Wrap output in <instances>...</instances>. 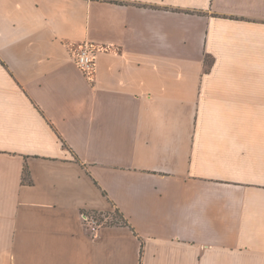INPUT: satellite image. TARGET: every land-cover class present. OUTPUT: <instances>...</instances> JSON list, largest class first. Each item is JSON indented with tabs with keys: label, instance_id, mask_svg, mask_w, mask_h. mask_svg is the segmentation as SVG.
<instances>
[{
	"label": "crops",
	"instance_id": "1",
	"mask_svg": "<svg viewBox=\"0 0 264 264\" xmlns=\"http://www.w3.org/2000/svg\"><path fill=\"white\" fill-rule=\"evenodd\" d=\"M0 264H264V0H0Z\"/></svg>",
	"mask_w": 264,
	"mask_h": 264
},
{
	"label": "built area",
	"instance_id": "2",
	"mask_svg": "<svg viewBox=\"0 0 264 264\" xmlns=\"http://www.w3.org/2000/svg\"><path fill=\"white\" fill-rule=\"evenodd\" d=\"M97 55V49L90 44H85L81 46L77 51L73 52V59L76 65L86 77L91 78L93 76ZM86 219L89 221L91 220L88 217H86ZM91 222L97 224L98 220Z\"/></svg>",
	"mask_w": 264,
	"mask_h": 264
},
{
	"label": "trees",
	"instance_id": "3",
	"mask_svg": "<svg viewBox=\"0 0 264 264\" xmlns=\"http://www.w3.org/2000/svg\"><path fill=\"white\" fill-rule=\"evenodd\" d=\"M187 13H191V14H201L200 12H187ZM206 62L208 64V66L210 67L212 64H213V60L209 57L206 58ZM28 171L25 172V182H30V179H28ZM117 214L121 215L118 211H116ZM95 219L98 217L97 213H95ZM103 214H99V216H101ZM101 217H99L100 219ZM97 220V219H96ZM121 222H117V223H111L110 225H113V224H120L124 227H129V223L127 222V220H125V218L121 215Z\"/></svg>",
	"mask_w": 264,
	"mask_h": 264
},
{
	"label": "rangeland",
	"instance_id": "4",
	"mask_svg": "<svg viewBox=\"0 0 264 264\" xmlns=\"http://www.w3.org/2000/svg\"><path fill=\"white\" fill-rule=\"evenodd\" d=\"M77 50H75V51H77ZM99 217H101V218L99 219ZM96 219L99 221V224H104V225H110L111 223H117V222L122 221L121 215H119L117 213H114L111 216L109 214L101 215V216L98 215V217Z\"/></svg>",
	"mask_w": 264,
	"mask_h": 264
}]
</instances>
